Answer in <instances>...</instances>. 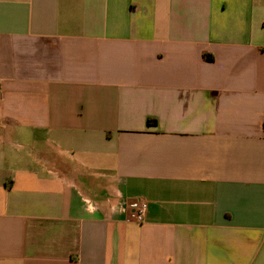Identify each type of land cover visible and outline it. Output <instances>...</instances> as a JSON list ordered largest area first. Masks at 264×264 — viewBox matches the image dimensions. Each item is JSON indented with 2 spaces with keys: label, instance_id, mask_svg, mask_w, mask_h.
<instances>
[{
  "label": "crops",
  "instance_id": "0c3cea01",
  "mask_svg": "<svg viewBox=\"0 0 264 264\" xmlns=\"http://www.w3.org/2000/svg\"><path fill=\"white\" fill-rule=\"evenodd\" d=\"M0 264H264V0H0Z\"/></svg>",
  "mask_w": 264,
  "mask_h": 264
},
{
  "label": "built area",
  "instance_id": "2783aa9c",
  "mask_svg": "<svg viewBox=\"0 0 264 264\" xmlns=\"http://www.w3.org/2000/svg\"><path fill=\"white\" fill-rule=\"evenodd\" d=\"M148 211V204L145 201L136 203L135 217L138 222H143Z\"/></svg>",
  "mask_w": 264,
  "mask_h": 264
}]
</instances>
